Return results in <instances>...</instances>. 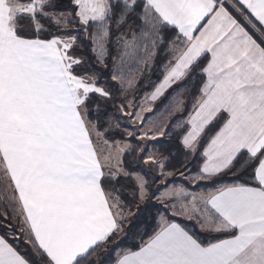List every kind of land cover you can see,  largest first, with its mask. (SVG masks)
I'll return each instance as SVG.
<instances>
[{
    "label": "snow or ice",
    "instance_id": "1",
    "mask_svg": "<svg viewBox=\"0 0 264 264\" xmlns=\"http://www.w3.org/2000/svg\"><path fill=\"white\" fill-rule=\"evenodd\" d=\"M0 264H264V0H0Z\"/></svg>",
    "mask_w": 264,
    "mask_h": 264
},
{
    "label": "trees",
    "instance_id": "2",
    "mask_svg": "<svg viewBox=\"0 0 264 264\" xmlns=\"http://www.w3.org/2000/svg\"><path fill=\"white\" fill-rule=\"evenodd\" d=\"M97 67H99V66H97ZM101 71H103V70L101 69ZM106 75H107V73H106ZM126 159L130 160L131 158L130 157H126Z\"/></svg>",
    "mask_w": 264,
    "mask_h": 264
}]
</instances>
